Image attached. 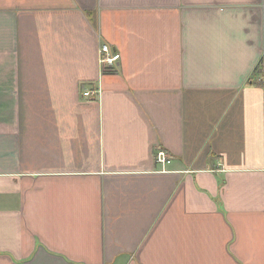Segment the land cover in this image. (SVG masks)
Returning <instances> with one entry per match:
<instances>
[{
	"label": "crops",
	"instance_id": "1",
	"mask_svg": "<svg viewBox=\"0 0 264 264\" xmlns=\"http://www.w3.org/2000/svg\"><path fill=\"white\" fill-rule=\"evenodd\" d=\"M261 74L264 0H0V264H264Z\"/></svg>",
	"mask_w": 264,
	"mask_h": 264
},
{
	"label": "built area",
	"instance_id": "2",
	"mask_svg": "<svg viewBox=\"0 0 264 264\" xmlns=\"http://www.w3.org/2000/svg\"><path fill=\"white\" fill-rule=\"evenodd\" d=\"M121 54L111 48L110 45L104 44L100 49V62L104 70L113 69L117 62L120 60ZM258 83L261 84L264 89V74H261L258 78ZM84 97H89L93 94L90 91H84ZM156 161L158 163H169L170 158L164 150H159L156 154Z\"/></svg>",
	"mask_w": 264,
	"mask_h": 264
}]
</instances>
